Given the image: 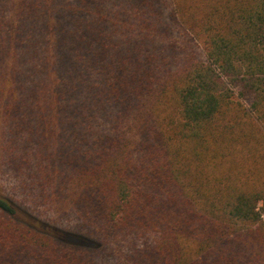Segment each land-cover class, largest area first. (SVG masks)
I'll return each mask as SVG.
<instances>
[{"label": "trees", "instance_id": "obj_1", "mask_svg": "<svg viewBox=\"0 0 264 264\" xmlns=\"http://www.w3.org/2000/svg\"><path fill=\"white\" fill-rule=\"evenodd\" d=\"M0 100V264H264V0H0Z\"/></svg>", "mask_w": 264, "mask_h": 264}, {"label": "rangeland", "instance_id": "obj_2", "mask_svg": "<svg viewBox=\"0 0 264 264\" xmlns=\"http://www.w3.org/2000/svg\"><path fill=\"white\" fill-rule=\"evenodd\" d=\"M20 94V92L18 90L15 89L14 91V97L16 98L18 95ZM2 102V100H0V103ZM4 102V101H3ZM1 115V114H0ZM2 116V115H1ZM0 116V133L3 131V120ZM1 141H2V138L0 139V144H1ZM32 145L35 146V144L33 143ZM7 173H3V172H0V182L4 183L5 185H8V189H10V193L13 195V196H20V193H18V188H19V182L14 179L15 176H9L7 177L6 176ZM261 205V203H259V206ZM42 207L45 206V205H41ZM38 208V207H37ZM38 211L39 213L41 214L42 212V209L41 207L38 208ZM49 211V210H48ZM40 214L37 213V215H39L41 218L44 219V217H42ZM261 219L262 221L264 222V212L262 213L261 215ZM64 221L66 223L68 222H78V217H75L74 215L73 216H69L67 215L64 219ZM68 221V222H67Z\"/></svg>", "mask_w": 264, "mask_h": 264}]
</instances>
